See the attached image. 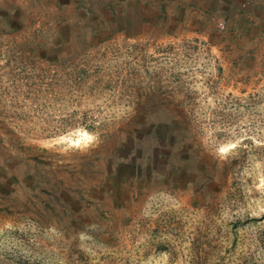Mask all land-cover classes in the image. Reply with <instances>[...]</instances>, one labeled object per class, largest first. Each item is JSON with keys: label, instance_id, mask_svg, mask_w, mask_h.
Instances as JSON below:
<instances>
[{"label": "rangeland", "instance_id": "rangeland-1", "mask_svg": "<svg viewBox=\"0 0 264 264\" xmlns=\"http://www.w3.org/2000/svg\"><path fill=\"white\" fill-rule=\"evenodd\" d=\"M84 15L0 0V264H264L257 66Z\"/></svg>", "mask_w": 264, "mask_h": 264}, {"label": "crops", "instance_id": "crops-1", "mask_svg": "<svg viewBox=\"0 0 264 264\" xmlns=\"http://www.w3.org/2000/svg\"><path fill=\"white\" fill-rule=\"evenodd\" d=\"M52 1L60 12L81 10L86 20L91 17L100 29L123 38L160 34L165 39L208 42L228 58L227 65L252 64L257 68L249 70L264 76V0Z\"/></svg>", "mask_w": 264, "mask_h": 264}, {"label": "bare ground", "instance_id": "bare-ground-1", "mask_svg": "<svg viewBox=\"0 0 264 264\" xmlns=\"http://www.w3.org/2000/svg\"><path fill=\"white\" fill-rule=\"evenodd\" d=\"M85 136H87V135L85 134ZM84 138L85 137L82 136V137L79 138V140L82 141V140H84Z\"/></svg>", "mask_w": 264, "mask_h": 264}]
</instances>
